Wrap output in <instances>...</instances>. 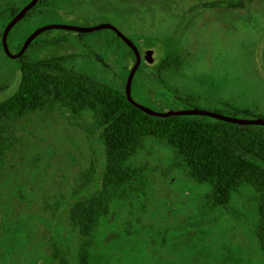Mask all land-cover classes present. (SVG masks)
Instances as JSON below:
<instances>
[{"label":"rangeland","instance_id":"obj_1","mask_svg":"<svg viewBox=\"0 0 264 264\" xmlns=\"http://www.w3.org/2000/svg\"><path fill=\"white\" fill-rule=\"evenodd\" d=\"M0 0V29L10 7ZM42 11V14H37ZM110 24L151 61H140L132 99L157 112L200 109L264 120V0H52L16 24L8 50L50 24ZM25 50L28 60L64 56L66 68L122 90L134 61L107 30H49ZM1 43V38H0ZM170 51L185 59L158 72ZM20 78L19 59L0 49V101ZM241 110H247V117ZM89 112L40 110L0 118V264H59L55 246L75 259L82 236L70 207L99 188L105 167ZM131 159L142 171L137 193L109 206L90 238L99 264H264L255 241L256 192L243 185L230 202L209 210L206 184H197L161 140L144 138ZM105 236V237H104Z\"/></svg>","mask_w":264,"mask_h":264},{"label":"trees","instance_id":"obj_2","mask_svg":"<svg viewBox=\"0 0 264 264\" xmlns=\"http://www.w3.org/2000/svg\"><path fill=\"white\" fill-rule=\"evenodd\" d=\"M50 4L52 0H39L18 23L37 8ZM20 9L10 7L7 22ZM4 26L0 29V38ZM107 31L134 61L130 49L112 31ZM30 33L22 36L16 52ZM18 59L20 78L14 93L0 101V118L18 119L43 109L57 108L77 116L89 112L91 131L99 132L104 147L105 167L99 188L77 199L69 209V222L82 236L76 257L70 258L65 248L55 246L53 257L59 264H99L90 238L105 219L110 205L140 190L142 171L131 164V159L143 147L145 137L163 141L187 176L197 184L208 186L205 199L209 210L226 206L232 194L243 185L254 189L257 198L253 230L264 257V127L236 125L202 116H149L128 103L124 88L115 89L84 72L66 68L64 56L32 61L26 59L24 52ZM184 59L182 54L170 51L159 61L158 72L176 71ZM139 69L138 66L136 75ZM128 71L125 70L123 86ZM241 111L247 117V110Z\"/></svg>","mask_w":264,"mask_h":264},{"label":"water","instance_id":"obj_3","mask_svg":"<svg viewBox=\"0 0 264 264\" xmlns=\"http://www.w3.org/2000/svg\"><path fill=\"white\" fill-rule=\"evenodd\" d=\"M38 1L39 0H29L25 5L21 7V9L14 16L10 18V20L4 26L2 33H1V47L5 55L11 58H19L25 52V50L28 48V46L32 43V41L35 38H37L39 35L49 30L58 29V30H63V31L75 32L78 34H86V33H91V32L99 31V30H110L116 35L117 38H119L130 49V51L134 55V63L128 71L126 81L124 84V95L128 103H130L132 106H134L141 112L149 116L160 117V118H165L169 116H202V117H207V118H211V119H215V120L223 121L227 123H232L236 125H252V126L264 127V120L259 119V118H254V119L237 118V117L226 116V115H222L219 113L209 112V111L200 110V109H187V110H179V111L157 112V111H154L152 109H149L147 107H144L136 103L131 97V84H132L133 76L140 64L141 57H143V59L146 62L151 61V51L138 50V48L135 46V44L130 39H128L117 28H115L114 26L110 24L104 23V24H98V25H93L89 27H78V26L60 25V24L44 25L32 31L25 38L19 50L15 54H11L8 50V45H7V37H8L9 32L14 27V25L18 23L24 17V15L36 5Z\"/></svg>","mask_w":264,"mask_h":264},{"label":"flooded vegetation","instance_id":"obj_4","mask_svg":"<svg viewBox=\"0 0 264 264\" xmlns=\"http://www.w3.org/2000/svg\"><path fill=\"white\" fill-rule=\"evenodd\" d=\"M141 60H144L143 57H141ZM145 61V60H144Z\"/></svg>","mask_w":264,"mask_h":264}]
</instances>
